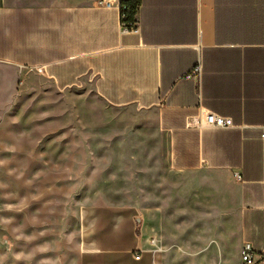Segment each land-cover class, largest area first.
Masks as SVG:
<instances>
[{
    "label": "crops",
    "instance_id": "1",
    "mask_svg": "<svg viewBox=\"0 0 264 264\" xmlns=\"http://www.w3.org/2000/svg\"><path fill=\"white\" fill-rule=\"evenodd\" d=\"M101 1L0 0V113H14V95L4 92L17 69L41 70L59 91L91 85L113 107L151 112L175 171L231 176L234 250L251 243L261 251L264 0H140L131 33L121 30L117 0ZM198 66L200 79L188 78ZM207 112L234 127L189 125ZM80 220L79 264H162L135 206L89 204Z\"/></svg>",
    "mask_w": 264,
    "mask_h": 264
},
{
    "label": "rangeland",
    "instance_id": "2",
    "mask_svg": "<svg viewBox=\"0 0 264 264\" xmlns=\"http://www.w3.org/2000/svg\"><path fill=\"white\" fill-rule=\"evenodd\" d=\"M4 93L0 264H79L81 211L95 203L138 208L162 264H243L233 179L175 171L154 114L113 107L91 85L59 91L41 70H15Z\"/></svg>",
    "mask_w": 264,
    "mask_h": 264
},
{
    "label": "built area",
    "instance_id": "3",
    "mask_svg": "<svg viewBox=\"0 0 264 264\" xmlns=\"http://www.w3.org/2000/svg\"><path fill=\"white\" fill-rule=\"evenodd\" d=\"M128 1L130 0H117L121 13V30L123 33L138 31L137 24L127 20V14L125 11L128 9ZM99 4L106 7H110L112 5L110 2L103 0L99 2ZM201 74L202 69L200 66H198L187 77L200 79ZM189 125L198 129H230L234 127V122L232 118L224 117L212 112H207L203 115L200 114L198 116L189 118ZM261 138L264 141V128L262 129ZM151 243L155 247V254L162 252V248L159 246L156 238H152ZM241 260L243 264H264V248L261 251H257L251 243H245L241 249Z\"/></svg>",
    "mask_w": 264,
    "mask_h": 264
},
{
    "label": "trees",
    "instance_id": "4",
    "mask_svg": "<svg viewBox=\"0 0 264 264\" xmlns=\"http://www.w3.org/2000/svg\"><path fill=\"white\" fill-rule=\"evenodd\" d=\"M127 5L128 9L127 11H125V13L127 14V20L136 23L135 16L140 5V0H130L127 2Z\"/></svg>",
    "mask_w": 264,
    "mask_h": 264
}]
</instances>
